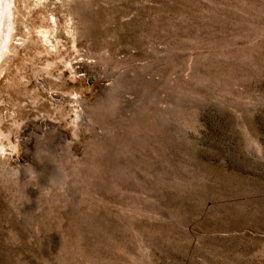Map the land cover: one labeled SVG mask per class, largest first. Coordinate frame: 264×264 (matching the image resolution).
Masks as SVG:
<instances>
[{"label": "rangeland", "instance_id": "374dc122", "mask_svg": "<svg viewBox=\"0 0 264 264\" xmlns=\"http://www.w3.org/2000/svg\"><path fill=\"white\" fill-rule=\"evenodd\" d=\"M9 2L0 264H264V0Z\"/></svg>", "mask_w": 264, "mask_h": 264}, {"label": "bare ground", "instance_id": "6f19581e", "mask_svg": "<svg viewBox=\"0 0 264 264\" xmlns=\"http://www.w3.org/2000/svg\"><path fill=\"white\" fill-rule=\"evenodd\" d=\"M89 1V0H88ZM75 2V1H74ZM11 2H9V0H0V56L3 53V50H5V39L7 36L5 35V31L6 29L7 32L10 31L12 28V26L10 27L9 25L13 22H10V19H12V17L9 18L10 14H11ZM91 6V5H90ZM78 8V7H77ZM84 9V8H83ZM13 14V13H12ZM12 16V15H11ZM12 21V20H11ZM10 22V24H9ZM91 22V21H90ZM13 25V24H12ZM88 26V25H87ZM10 35V34H9ZM5 38V39H4ZM10 38V36H9ZM8 38V39H9ZM7 40V39H6ZM8 43V42H7ZM7 46V45H6ZM1 59V58H0ZM143 143V142H142ZM147 146V145H146ZM100 150V149H99ZM108 152V150H107ZM109 153V152H108ZM98 154V153H97ZM102 162V161H101ZM100 163V162H99ZM147 164V163H146ZM94 166V165H93ZM96 166V165H95ZM99 166V165H98ZM93 172V171H91ZM100 174V173H99ZM115 176V175H114ZM118 177V176H117Z\"/></svg>", "mask_w": 264, "mask_h": 264}]
</instances>
